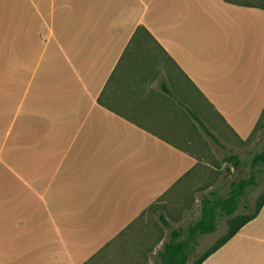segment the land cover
<instances>
[{
	"label": "crops",
	"instance_id": "obj_1",
	"mask_svg": "<svg viewBox=\"0 0 264 264\" xmlns=\"http://www.w3.org/2000/svg\"><path fill=\"white\" fill-rule=\"evenodd\" d=\"M17 2L10 0L13 23L0 17V161L6 148L16 183L17 141L12 149L7 135L14 130L18 135L19 112L29 93L35 100L42 98L47 89L49 101L51 94L55 99L61 97L57 94L60 90L70 106L67 115L73 113L78 120L74 139L65 141L60 155L65 162L63 174L74 176L68 168L73 163L70 160L95 165L96 171L98 165L107 167L102 176L121 186L122 204L126 205L123 215L112 218L113 223L119 221L114 226L115 236L131 227L197 168L195 155L177 145L179 123L172 116L183 117L179 107L184 104H179L169 84L182 89L184 94L191 89L197 91L227 130L244 141L249 139L264 111L263 9L225 0H75L73 12L59 18V27H54L50 39L44 41L33 71V26L26 27V35L19 38ZM57 33L60 40L55 58L49 50ZM19 53L21 60L25 59L27 75L25 84H20L25 88L20 97ZM162 66L175 67L174 73L168 71L170 82L163 80L166 72ZM259 69H263L261 77ZM149 81L156 82L158 88L149 90ZM25 128L26 123L22 131ZM58 129V140L55 137L47 144L43 143L45 137L42 140V161H46L41 170L33 167L28 151L24 156L26 190L31 196L40 193L33 185L29 187L28 181L44 186L54 168V152L59 149L55 147L56 141L59 146L62 133L70 134L69 125ZM149 161L155 168L151 174L156 175L148 179L159 177L163 184L157 195L153 194L139 207L137 197L143 194L146 177L143 165ZM59 172L60 167L54 176ZM84 177L92 179L89 174ZM23 178L20 176V180ZM16 192L17 188L5 192L0 188V264H49L48 230H35L29 210L16 200L3 204L2 197L12 198ZM44 194L42 197H46ZM79 198L71 196L65 204L58 199L57 204H64L58 210L76 212ZM105 211L101 207L96 209L103 215ZM103 221L96 227L100 228ZM113 239L103 246L99 244L94 254Z\"/></svg>",
	"mask_w": 264,
	"mask_h": 264
},
{
	"label": "rangeland",
	"instance_id": "obj_2",
	"mask_svg": "<svg viewBox=\"0 0 264 264\" xmlns=\"http://www.w3.org/2000/svg\"><path fill=\"white\" fill-rule=\"evenodd\" d=\"M232 1L239 4H253L264 8V3L255 0ZM17 3L16 15L19 38L21 35H26V31H24L26 27L33 26L34 47L30 55L33 59V71H35L44 41L47 42L50 39L54 27L56 29L59 27V18H62L68 12H73L77 3L75 0H18ZM11 11L13 12L14 10L10 0H0V17L9 24L13 23L10 22L12 20ZM54 37L56 41L54 42L55 44H52L49 53L56 58L58 57L57 45L60 37L58 33ZM22 61L23 64L21 63ZM24 61V57L21 60V54L19 53V97L22 94L21 91H25V88L20 85L21 82L25 84L27 76ZM161 62L165 65L164 61ZM162 67L166 72V75H163V80L166 83L170 82L168 71L171 73L173 70L174 73L175 67L173 69ZM247 69L254 71L250 68ZM156 73L159 74L157 70ZM167 75L168 78L166 79ZM262 75L263 69H259V77ZM153 83L156 82L151 83L149 81V90L158 88L157 83L151 86ZM169 85L177 99L184 104V107H179V109L183 117L186 118L184 120L179 114L172 116L179 123L177 125V145L195 155L198 161L197 168L184 178L182 182L177 184L173 190L159 198L131 227L122 230L116 236V228L114 226L118 225L119 221L113 223L112 218L114 215L118 217L123 215L122 211L126 207L124 203L122 204L121 186L118 183L113 184L111 179L102 176V174L106 173L105 169H107L102 164L98 165V170L96 171L95 165L87 166L70 160L73 163L68 165V168L72 170L74 176L63 174L64 169L62 166L65 162L61 161L60 155L65 141L71 142L74 139L78 120L73 117V113L67 115L66 112L70 109V106L60 90L57 94L58 96L61 95V97L55 99V95L51 94L49 101L46 99L47 89L43 91L42 98L39 99L32 100V94H28L22 107V112H19L18 116V135L15 130L12 135L10 133L7 135L9 136V145L10 143L13 145L12 149H15V141L18 142H16L20 160L16 168L18 178L15 183V175L10 171L9 153L4 148L2 160L0 161V188L3 192L9 191L11 188H17L16 194L14 193L13 195L14 197H2L3 204L5 205L10 199L12 201L16 200L19 206L29 210L28 216L33 217L35 230H38L37 227L48 230L49 264H159V251L166 242L170 241L172 231H178L182 237H185L188 226L200 217L203 197L210 194L227 197L233 183L240 178L250 177L251 159L256 153L264 149V111L249 139L244 141L227 130L223 120L197 91L191 89L190 92L187 91L184 94L182 89ZM58 86L60 87L59 84ZM149 93L146 95L148 96ZM172 103H175V101ZM187 110H191L200 117L216 140L205 133L188 114ZM27 117H30V122L27 121ZM25 123L28 128L22 131ZM62 125L64 127L69 125L70 130L68 133L70 134L62 133L59 146L56 141L55 147H59V149L54 152L55 158L52 160L54 168L50 171L49 180L44 186L36 183L38 186L28 181L29 187L33 185V189L40 193L31 196L29 191L26 190V157L24 156H26L28 151L31 154L30 159L34 158V156L37 157L38 159H33L32 164L34 168L41 170L46 161H42L43 149H40L42 140L45 137L43 143L46 144L50 142L49 140H54L53 138L55 137L58 140V128ZM163 135L166 136V134ZM31 150H33V153L30 152ZM147 150L150 152L148 146ZM179 154L183 156L181 153ZM230 154L238 156L241 161L239 167L226 162L227 156ZM185 163L182 162L181 165H185ZM20 167L22 172L19 169ZM59 167V175L54 176V172ZM119 167L123 168V165L119 164ZM154 169L151 161L144 162L143 170L146 177L143 194L141 195L140 193L142 198L140 196L137 197L139 207L143 202L150 199L149 197L153 194L154 196L157 195L160 186L163 184V180L161 181L159 177L152 180L148 179L156 175L154 172L151 174ZM86 174L92 175V179L88 178L87 180L84 177ZM20 176L24 178L20 180ZM256 177L258 187L251 190L246 198L250 205H253L255 199L264 191V174H256ZM118 182H121L120 176ZM44 189H48L49 193L44 194ZM73 191L77 192V194H72L71 192ZM41 194L46 197H42ZM143 195H145L144 198ZM59 196L63 197L59 198ZM71 196H80L78 201L79 209L76 212L59 211L58 208L64 206L65 202L71 199ZM58 199H61L64 204L61 201L57 204ZM114 199L116 200L115 202ZM98 207L106 210L105 215L96 212ZM245 212L247 210L241 206L237 210L236 215L246 214ZM102 217H105V219H102ZM161 218L164 219L166 224ZM101 220H105L103 221L104 224L97 228L96 225ZM226 229V218H221L217 231L208 235H199L196 251L192 255L191 260L197 258L220 239L226 233ZM114 236L115 239H113ZM111 239H113L111 243L94 254L99 244L103 246ZM204 264H264V207L255 220L245 225L229 242L209 257Z\"/></svg>",
	"mask_w": 264,
	"mask_h": 264
},
{
	"label": "trees",
	"instance_id": "obj_3",
	"mask_svg": "<svg viewBox=\"0 0 264 264\" xmlns=\"http://www.w3.org/2000/svg\"><path fill=\"white\" fill-rule=\"evenodd\" d=\"M225 1L242 6L264 9L261 6L253 4H239L232 0ZM255 1L264 3V0ZM140 28L144 29L142 27ZM148 35L151 37L149 33ZM171 96H173V94H171ZM179 104H181L180 101ZM187 112L205 133L216 140L215 136L207 129L198 115L191 110H187ZM226 162L231 163L235 167L241 165L238 156L231 154L227 156ZM250 169V177L240 178L237 182L233 183L227 197H219L216 194H210L202 198L200 217L188 226L185 237H182L178 231H172L170 241L166 242L159 251V264H203L210 256L229 242L245 225L259 216L264 207V191L255 199L253 205H250L246 198L251 190L258 187L256 174H264V149L253 156L250 162ZM241 206L247 210V212H245L246 214L236 215L237 210ZM221 218H226V233L197 258L191 260L192 255L196 251L198 236L208 235L217 231ZM161 219L166 224L164 219Z\"/></svg>",
	"mask_w": 264,
	"mask_h": 264
},
{
	"label": "bare ground",
	"instance_id": "obj_4",
	"mask_svg": "<svg viewBox=\"0 0 264 264\" xmlns=\"http://www.w3.org/2000/svg\"><path fill=\"white\" fill-rule=\"evenodd\" d=\"M17 151H18V150H17ZM32 151H33V150H31L30 152H32ZM25 152H26V151H25ZM18 153H19V152H18ZM32 153H33V152H32ZM29 154H30V153H29ZM35 154H36V153H35ZM37 155H38V154H37ZM39 156H40V155H39ZM39 156H38V157H39ZM34 158H37V157L34 156ZM34 158H32V159H34ZM37 159H38V158H37ZM37 159H36V160H37ZM30 160H31V159H30ZM17 161H18V160H17ZM19 161H20V160H19ZM32 161H33V160H32ZM29 162H30V161H29ZM19 169H21V167H20ZM19 169H18V170H19ZM18 172H20V171H18ZM21 172H22V169H21ZM21 172H20V174H21ZM21 175H22V174H21ZM70 225H71V224H70Z\"/></svg>",
	"mask_w": 264,
	"mask_h": 264
}]
</instances>
